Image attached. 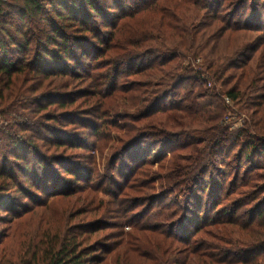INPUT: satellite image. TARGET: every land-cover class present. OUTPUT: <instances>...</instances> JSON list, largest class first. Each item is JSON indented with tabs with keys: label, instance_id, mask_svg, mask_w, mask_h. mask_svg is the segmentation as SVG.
<instances>
[{
	"label": "trees",
	"instance_id": "1",
	"mask_svg": "<svg viewBox=\"0 0 264 264\" xmlns=\"http://www.w3.org/2000/svg\"><path fill=\"white\" fill-rule=\"evenodd\" d=\"M0 264H264V0H0Z\"/></svg>",
	"mask_w": 264,
	"mask_h": 264
},
{
	"label": "rangeland",
	"instance_id": "2",
	"mask_svg": "<svg viewBox=\"0 0 264 264\" xmlns=\"http://www.w3.org/2000/svg\"><path fill=\"white\" fill-rule=\"evenodd\" d=\"M122 81L123 80H121L120 82H122ZM226 104H227V106L229 108H232V110L234 111V112L233 111L228 112V114L224 118L225 124H228V125L230 124L233 127V130H231L233 132L235 129H239V128L242 127V125H243V118H240V115L238 113H236L238 110L233 107V105H232L231 102L230 103H227L226 102ZM107 152H108V150L105 153H107ZM96 156H97V158H99V155L98 154H96ZM169 156H170V154L167 155V157H169ZM230 158H231V156L230 157H226V161L230 160ZM255 160L258 161V158L255 159ZM220 164H221L220 165L221 168H224L225 167L224 166L225 165L224 163L220 162ZM244 164H246V163H244ZM89 167H92V165H90ZM96 167H98L97 169L99 170V172H102L104 170V167H105L104 160H100L99 159V161L97 162ZM174 198L175 197L173 196L172 199L174 200ZM177 199L180 200V197H177ZM139 209L140 208H138L137 210H139Z\"/></svg>",
	"mask_w": 264,
	"mask_h": 264
},
{
	"label": "built area",
	"instance_id": "3",
	"mask_svg": "<svg viewBox=\"0 0 264 264\" xmlns=\"http://www.w3.org/2000/svg\"><path fill=\"white\" fill-rule=\"evenodd\" d=\"M227 103H230V101L226 100Z\"/></svg>",
	"mask_w": 264,
	"mask_h": 264
}]
</instances>
